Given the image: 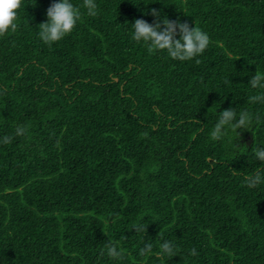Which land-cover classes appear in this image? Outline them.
Here are the masks:
<instances>
[{"label":"trees","instance_id":"16d2710c","mask_svg":"<svg viewBox=\"0 0 264 264\" xmlns=\"http://www.w3.org/2000/svg\"><path fill=\"white\" fill-rule=\"evenodd\" d=\"M55 2L23 0L0 37V140L14 137L0 143V264H264V184L245 183L264 169V102H248L264 0H95L96 16L70 0L81 19L49 47L38 25ZM153 9L208 34L199 64L131 39ZM230 107L253 124L211 141ZM163 240L177 256L156 255Z\"/></svg>","mask_w":264,"mask_h":264},{"label":"clouds","instance_id":"9594fccd","mask_svg":"<svg viewBox=\"0 0 264 264\" xmlns=\"http://www.w3.org/2000/svg\"><path fill=\"white\" fill-rule=\"evenodd\" d=\"M23 0H0V37H4L9 31L17 30L16 20L18 18V10L21 8ZM82 7L86 9L88 16H96L98 14V6L95 0H83ZM157 18L152 24L147 23L143 19H137L132 24L134 32L131 39L136 43H142L146 46L147 52L152 55L156 52H166L167 56L175 61H191L197 59L207 49L210 38L206 32L197 26L190 27L187 22L181 23L178 19L170 21L166 17L159 19L160 13L153 9L150 13ZM47 20L39 24L38 38L40 41L51 47L54 43L62 40L71 34L81 19L80 7L75 6L70 0H58L52 3L46 11ZM179 37V38H177ZM230 83V81H225ZM253 90H258L256 94L248 97L250 104L264 102V73L256 72L248 82ZM253 114L247 110L237 113L233 108H229L219 113L218 120L210 132L211 141H221L229 131L236 134L239 139L238 130H247L253 124ZM194 123L199 121L194 120ZM29 133V126L17 125L15 136H26ZM146 135V134H145ZM13 136H4L0 143H12ZM255 158L264 162V148L255 149ZM248 188L254 189L264 184V169H258L253 175L245 178ZM132 229L135 232H145L147 227L144 223L137 222L133 224ZM163 239V238H161ZM106 249L107 256L115 261H123L124 254L122 250H118L117 246L112 242L103 245ZM153 245L147 243L139 249L141 257L148 256L152 253ZM191 256H197L195 248L188 253ZM104 255V252H101ZM158 257L169 259L177 256V246L171 241L163 240L156 253Z\"/></svg>","mask_w":264,"mask_h":264}]
</instances>
